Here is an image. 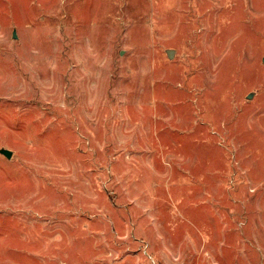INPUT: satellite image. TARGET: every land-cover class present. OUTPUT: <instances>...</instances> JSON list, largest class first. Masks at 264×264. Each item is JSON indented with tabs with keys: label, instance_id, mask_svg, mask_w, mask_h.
<instances>
[{
	"label": "rangeland",
	"instance_id": "374dc122",
	"mask_svg": "<svg viewBox=\"0 0 264 264\" xmlns=\"http://www.w3.org/2000/svg\"><path fill=\"white\" fill-rule=\"evenodd\" d=\"M2 150L0 264H264V0H0Z\"/></svg>",
	"mask_w": 264,
	"mask_h": 264
},
{
	"label": "water",
	"instance_id": "95a60500",
	"mask_svg": "<svg viewBox=\"0 0 264 264\" xmlns=\"http://www.w3.org/2000/svg\"><path fill=\"white\" fill-rule=\"evenodd\" d=\"M17 35L15 34L14 35V37H15V39H17V37H16ZM174 52L173 51H171V52H169L168 53V57H169V60H172L173 58H174ZM252 97V96H251ZM0 155L1 156H3V157H5L8 161H11L12 159H13V153H11V152H9V151H6V150H2V151H0Z\"/></svg>",
	"mask_w": 264,
	"mask_h": 264
}]
</instances>
